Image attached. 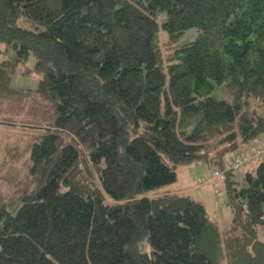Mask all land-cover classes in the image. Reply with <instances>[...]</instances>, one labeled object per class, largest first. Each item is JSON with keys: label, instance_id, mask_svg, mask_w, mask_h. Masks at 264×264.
I'll return each instance as SVG.
<instances>
[{"label": "trees", "instance_id": "trees-1", "mask_svg": "<svg viewBox=\"0 0 264 264\" xmlns=\"http://www.w3.org/2000/svg\"><path fill=\"white\" fill-rule=\"evenodd\" d=\"M10 48L0 264H264V158L226 175V233L187 191L150 193L264 132V0H0ZM31 56L39 85L11 86Z\"/></svg>", "mask_w": 264, "mask_h": 264}, {"label": "rangeland", "instance_id": "rangeland-1", "mask_svg": "<svg viewBox=\"0 0 264 264\" xmlns=\"http://www.w3.org/2000/svg\"><path fill=\"white\" fill-rule=\"evenodd\" d=\"M166 36V32H163L162 37L165 38ZM197 37L198 30L192 29L188 31L182 39L188 41L194 40ZM1 48L4 50L5 46L2 45ZM13 57H15V50L10 48L6 54H0V62ZM35 62L36 59L34 56H31L26 63H23L18 67L16 72L11 73V86L18 89L36 88L39 85L41 75L37 73L30 75L28 73V69L33 68ZM213 95L219 99L227 100H229L231 96L224 87L220 86L215 88ZM21 128L24 129L22 126L18 125L0 124V148L6 145L8 139L22 140L23 135L18 136ZM26 139L27 138H25V140ZM257 148L264 150V132L258 137L245 141L239 148L224 151L215 159V163L213 165L205 160H198L189 164L177 166L178 180L171 185L162 187L155 191H150V193L154 194L159 191L163 192L169 189L187 191L205 205L210 217L218 224L221 231L226 233L228 229L232 227L237 212L231 204L230 191L227 186V176L224 178L214 177V170L216 168H221L223 162L231 160L237 156L239 151H243L245 149L247 152L252 153ZM213 157H215V155L211 154L210 162H212ZM263 158L264 153L259 159L248 161L242 166L236 168L233 179L241 180L242 176L246 172L254 171ZM201 182L205 183L202 184Z\"/></svg>", "mask_w": 264, "mask_h": 264}, {"label": "bare ground", "instance_id": "bare-ground-1", "mask_svg": "<svg viewBox=\"0 0 264 264\" xmlns=\"http://www.w3.org/2000/svg\"><path fill=\"white\" fill-rule=\"evenodd\" d=\"M257 149H261V148H257ZM257 149H256V150H257ZM256 150H254V151H256ZM252 153H253V152H252ZM248 154H251V153H248ZM243 156H245V154H243V155L237 157V159H238V158H242ZM260 156H261V154H260L258 157H256V158H250V157H249L247 160L243 161L242 163H240L239 165H237V167H234V168H228V162H229V160H228L227 162H225V164H224V166H223L222 168H216V169L214 170V177H217V178H224L228 173H231V172L235 171L236 168L242 166L243 164H245V163L248 162V161L256 160V159H258ZM216 172H219V174H216Z\"/></svg>", "mask_w": 264, "mask_h": 264}, {"label": "built area", "instance_id": "built-area-1", "mask_svg": "<svg viewBox=\"0 0 264 264\" xmlns=\"http://www.w3.org/2000/svg\"><path fill=\"white\" fill-rule=\"evenodd\" d=\"M264 150L262 149H257L256 151H254L251 154L248 153H244L245 156H243L242 158H238L234 157L233 159L229 160L228 162V168H234L237 167V165H239L240 163H242L243 161L247 160L249 157L250 158H256L258 157L261 153H263ZM216 174H219V172H216Z\"/></svg>", "mask_w": 264, "mask_h": 264}, {"label": "water", "instance_id": "water-1", "mask_svg": "<svg viewBox=\"0 0 264 264\" xmlns=\"http://www.w3.org/2000/svg\"><path fill=\"white\" fill-rule=\"evenodd\" d=\"M211 163H212V162H211ZM234 207L237 208V209H243V206L240 205V204H235Z\"/></svg>", "mask_w": 264, "mask_h": 264}, {"label": "crops", "instance_id": "crops-1", "mask_svg": "<svg viewBox=\"0 0 264 264\" xmlns=\"http://www.w3.org/2000/svg\"><path fill=\"white\" fill-rule=\"evenodd\" d=\"M216 159V157H213L212 158V163L214 162V160ZM228 161V160H227ZM227 161H225V162H227ZM225 162H223V163H225Z\"/></svg>", "mask_w": 264, "mask_h": 264}]
</instances>
